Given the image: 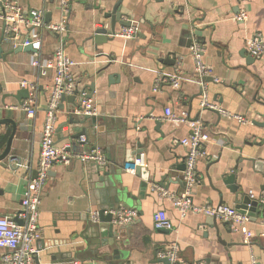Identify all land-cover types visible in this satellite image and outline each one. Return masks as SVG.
I'll return each instance as SVG.
<instances>
[{
    "label": "crops",
    "instance_id": "obj_1",
    "mask_svg": "<svg viewBox=\"0 0 264 264\" xmlns=\"http://www.w3.org/2000/svg\"><path fill=\"white\" fill-rule=\"evenodd\" d=\"M4 1L19 5L29 18L33 11H42L46 26L67 21V31L59 36L46 26L23 28L19 42L35 36L40 39L34 47L37 55L22 52L4 58L11 46L7 40L1 44L0 120L17 124L11 156L20 157L28 168L17 169V161L6 160L7 168L0 164V215L19 214L28 184L36 177L56 71L49 69L42 76L32 63L50 61L60 46L74 62V95L77 91L91 95L98 115L90 117L88 126L82 125L75 116V104L66 102L58 111L56 145L72 144L75 151L99 147L107 159L106 166L78 161L53 166L39 213V246L48 248L40 251L35 264H166L159 254L173 245L179 247L182 264H252V255L257 264H264L259 205L246 226V231L255 235L249 241L244 230L235 233L223 222H218L217 233L211 218L203 214L191 212L182 218L173 203L159 195L163 190L176 196L184 193L180 178L187 151L181 141L191 133L187 125L167 120V108L177 114L188 112L192 120L204 124L210 137L202 145L205 155L198 161L199 183L192 196L195 205L236 207L234 196L222 185V174H236L235 185L253 201L264 194V178L256 166L258 161L264 162V55L257 59L248 50L251 39L264 34V0H122V21L138 27L137 38L112 36L98 45L91 38L97 29L111 23L110 15L120 0H71L67 10L61 0ZM6 11L0 3V15ZM239 16L245 18L239 21ZM4 25L0 18V40L8 37ZM123 28L117 23L116 33ZM195 44L210 71L206 81L211 101L232 114L247 117L251 124L201 110V85L191 52ZM174 75L181 77L179 89L162 84L155 92L159 77ZM23 82L29 86L23 88ZM92 83L95 91L89 88ZM24 90L29 91V97L19 100ZM29 101L37 108L32 119L15 108ZM73 117L76 125L69 123ZM65 126L69 132L62 131ZM85 128L89 130L83 134L87 143L81 146L79 138L74 137L76 131L81 133ZM12 130L11 124L0 126V154ZM140 150L141 154L134 156ZM120 158L141 161V165L135 164L143 169L140 176L136 170H117L111 177L117 188H124L133 198L130 209L122 208L120 213L132 210L137 217L126 224L127 230L118 229L123 241L118 260L105 262L102 254L92 256L80 247V235L105 198L102 192L107 190L106 183L97 181L100 173L115 169ZM141 176H149L144 190ZM163 177H167L165 182ZM220 190H224L222 204ZM158 211L167 214L172 231L155 229L154 215ZM0 264H4L1 257Z\"/></svg>",
    "mask_w": 264,
    "mask_h": 264
},
{
    "label": "built area",
    "instance_id": "obj_2",
    "mask_svg": "<svg viewBox=\"0 0 264 264\" xmlns=\"http://www.w3.org/2000/svg\"><path fill=\"white\" fill-rule=\"evenodd\" d=\"M71 0H61V6L67 10ZM0 3L7 9L4 16L0 15L7 25L6 34L14 33L16 39L14 41L15 47L19 45L20 33L23 28L40 29L45 25V14L42 11H33L31 18L25 15L19 5L0 0ZM245 17L239 16L237 20L242 21ZM47 29L55 35H64L67 31V21L58 25H48ZM139 33L138 27L131 24V27H124L120 32L114 36L121 37L127 40L137 38ZM40 44V39L35 36L31 40H25L23 46L33 47ZM249 53L254 58H261L264 55V34H256L248 45ZM201 49L198 44L191 47V52L195 59V71L197 79L201 85V110H210L218 113L220 117L235 120L240 124L252 123L251 120L245 116L232 114L217 103L211 101L209 98V91L207 87V78L209 77V68L204 63L201 55ZM37 55V53H36ZM32 66L39 68L41 75L46 76L49 69L56 71L54 79V88L50 96L49 103L46 110L45 122L42 132L41 140V156L37 167L36 177L28 184L26 192L22 199L21 211L16 216L22 221L18 224L16 217L0 215V257L4 264H35L36 258L40 251L39 241L41 233L39 229V213L42 203V195L45 190L47 181L49 179L52 168L55 164L70 165L73 161L81 162L82 164L96 163L99 166H106L107 159L99 147H95L90 151H75L72 144H67L62 147L56 145V137L58 133V111L65 96H72L75 94L74 78L71 75V68L74 62L67 56L64 47L60 46L54 53L50 61L38 62L34 61ZM218 81V80H217ZM162 84H169L175 89L181 87V77L174 75L171 77H159L156 82L155 92L160 90ZM29 84L22 83V87L26 88ZM31 90H34L32 87ZM32 95V93H31ZM84 97L87 94H83ZM16 109L24 112L28 118H34L37 113V108L33 106L32 101L24 102L15 106ZM167 120L182 123L191 129L188 137L182 139L181 144L187 151L185 162V171L183 172V181L185 184L184 193L176 196L167 191L160 192L162 199L170 200L174 207L180 212L182 218H185L188 213H200L208 218L215 219L218 222L227 223L231 226L235 233H241L244 230V236L249 239L255 237L251 231H246V226L250 221L247 214H241L236 208L229 206H197L193 203V192L196 185L199 183L198 176V161L205 155L202 150V145L210 141L209 135L204 131V124L199 120H192L188 112L180 114L175 113L171 108L166 109ZM76 115H83L88 117H96L98 110L94 106L91 99L83 101L82 110H77ZM68 126L62 127L63 132H69ZM78 143L83 146L87 143V137L82 135L78 139ZM141 165V161L135 162ZM20 168H28L26 165H18ZM259 206L262 209V225L264 227V194L257 199ZM137 217L136 211H125L117 213L116 224L126 225ZM92 221L99 220V213L93 212L91 216ZM154 226L159 231H172L174 229L173 223L168 218L164 211H158L154 215ZM248 241V242H249ZM159 258L167 260L166 264H182L179 258V247L173 245L168 250L159 254ZM251 263L257 264L254 255L251 257Z\"/></svg>",
    "mask_w": 264,
    "mask_h": 264
},
{
    "label": "water",
    "instance_id": "obj_3",
    "mask_svg": "<svg viewBox=\"0 0 264 264\" xmlns=\"http://www.w3.org/2000/svg\"><path fill=\"white\" fill-rule=\"evenodd\" d=\"M121 4H122V0L119 1V5L113 10L112 15H110L111 23L95 31L91 39L96 45L100 43H104L105 41H107L106 39L108 37H112L116 34V24L117 23H119L121 27H131L132 23L130 21L128 22L122 21L124 14L121 11L122 10ZM6 28H7V25L5 24L4 25L5 31H6ZM15 39H16V35L14 33H10L7 38H5V35L1 38L0 53H3V48L1 47V44L4 43V40H7L9 42V45L11 46L10 51L4 55V58H7L8 55H12V54L18 55L22 52L23 53H38V50H36L32 45L27 46V47L23 46V42L25 40H28L29 38L23 39V41L19 45H17V47H15V45L13 47V41H15ZM89 88L91 89V91H95V83H92V85ZM83 94L84 92L77 91L76 95L63 97L61 105H60V109L63 110L64 104L66 102H69V103L75 104L74 108H76L77 110H82L83 101L85 99L92 98L91 95H87L86 97H84ZM20 95L21 97L20 99L18 98L19 100L23 98L28 99L29 91L24 90L20 93ZM212 112L218 115L217 112L215 111H212ZM75 116H77V118L79 119L78 120L79 122H82V125L88 126L89 120L91 119L90 117L83 116V115L81 116L75 115ZM218 117L220 116L218 115ZM74 118L75 117H73L69 122L71 125H76L77 123V121ZM6 124H11L13 127V130L6 142V146L3 152L0 154V164L2 165V167H5V168H7V164L5 163L6 160L10 162L17 161L18 165L23 164L22 163L23 160L20 157L11 156L12 143H13V140L16 136L17 129H18L17 124L12 120H7V119L0 120V126L6 125ZM76 132L78 133L75 135L74 138L78 139L83 134L87 135L89 133V130L85 128L83 132L81 133H79V131H76ZM120 148L121 147L118 146V149ZM142 151L143 150L137 151L134 154V156L136 154L140 155ZM119 154H122V153L119 152ZM134 162L125 160V159L123 160L120 158L117 160L115 164L117 165V167L114 166L115 169L112 168L111 171H108L105 173L99 172L100 177L98 178L97 181L100 183H106L105 187L107 189L105 190V192H102L105 198H103V201L100 203L102 207H100L99 211H97L99 213V220L97 222L88 220L86 227L84 228V231H83L84 233L82 232L80 235L81 240H82L80 247H84L88 251V253L91 254L92 256H95L96 254L97 255L102 254L101 258L105 262L116 261L118 260V257L120 256V247L123 244V241L122 242L120 241V230L118 229L127 230L128 227L126 225H117L115 221L117 218V213L120 212V209L122 208L130 209V201L133 200V198H129L127 196V192L125 191L124 188H120V187L117 188L115 186V183L113 182L111 177L117 174L116 173L117 170H125L126 172H129V173H134L136 170L137 175L140 176V174L138 173L139 171L143 169L137 168ZM256 166L258 169L257 171H259L264 178V162L258 161L256 163ZM185 167L186 166L183 165L182 171H185ZM16 168L19 169L18 166ZM100 168L102 167H99V169ZM11 169H15V168L11 167ZM177 170L179 171V168ZM141 177L142 179H144L143 185H142V189L144 190L148 186L149 176L147 177L141 176ZM173 177H175L176 180L181 179L180 182L183 184L185 188L183 177H181L180 179L177 176H173ZM166 178L167 177H163L162 181L165 182ZM220 178L222 180L223 187H225V189L228 190L230 194L234 196V202L236 204L235 208L241 214H247L249 217H254L259 204L257 201H253L250 196L244 194L240 190V187L235 185L236 174H233V175L222 174ZM160 185L164 186L163 183H161ZM219 192L222 198L220 201L222 204L223 198H224V190H220ZM249 205H251V207H249ZM15 220L18 224H22V221L19 220L18 217H16ZM210 221H211L210 223L212 224V227H214L216 229V232L219 233L220 230L218 226V221L215 219H210ZM225 225L230 226L227 223H225ZM223 244L227 245L226 243H223ZM47 248L48 247H44L43 249H47ZM164 262L167 263L168 261L164 260Z\"/></svg>",
    "mask_w": 264,
    "mask_h": 264
}]
</instances>
